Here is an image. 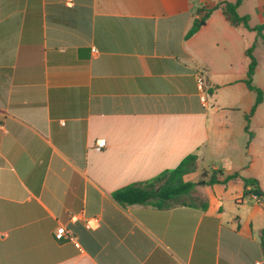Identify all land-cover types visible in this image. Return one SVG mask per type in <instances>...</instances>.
Wrapping results in <instances>:
<instances>
[{"label": "crops", "instance_id": "1", "mask_svg": "<svg viewBox=\"0 0 264 264\" xmlns=\"http://www.w3.org/2000/svg\"><path fill=\"white\" fill-rule=\"evenodd\" d=\"M220 1L0 0V264H264V45L219 7L186 37ZM189 154L183 202L112 197Z\"/></svg>", "mask_w": 264, "mask_h": 264}, {"label": "trees", "instance_id": "2", "mask_svg": "<svg viewBox=\"0 0 264 264\" xmlns=\"http://www.w3.org/2000/svg\"><path fill=\"white\" fill-rule=\"evenodd\" d=\"M242 0H221L213 6V8L206 10L205 14L200 19L194 20L192 26L186 33V37H190L194 34L200 26V22L205 20L213 9L220 8L226 21L233 27L242 26L246 29L256 32L257 37L264 45V32L263 25H257L255 27L249 26V16L239 15L237 12L238 6ZM201 12L202 9H199ZM254 45L249 46L246 51V57L248 58V65L246 70L245 83L248 89L256 93L255 103L250 111V114L254 111L255 107L262 101L263 92L260 88L252 85V76L256 67V59L253 55ZM196 170V155L189 154L185 156L179 164L171 169H166L157 176L141 181L132 183L125 186L115 192L112 197L114 200L122 205L126 204H151L153 206L162 208L171 206L173 204L181 203L188 199L191 193L195 190L196 182L185 181L184 175L194 172ZM220 171L213 170L206 181L207 184H213L219 181L218 174ZM237 173L227 175L223 178L222 182L230 179L238 178ZM244 184V194L254 193L256 195H264L259 189L258 182L253 178L239 177ZM251 186L252 189L248 190L247 187ZM262 238H264V228L261 230Z\"/></svg>", "mask_w": 264, "mask_h": 264}, {"label": "built area", "instance_id": "3", "mask_svg": "<svg viewBox=\"0 0 264 264\" xmlns=\"http://www.w3.org/2000/svg\"><path fill=\"white\" fill-rule=\"evenodd\" d=\"M196 85H197L198 90L200 92H203V90H204V78L201 74H198L196 77ZM104 147H105V141L103 139L96 140V142L94 144V148L96 150H101ZM253 196L256 197L255 195H253ZM54 236L58 240L65 239V240H69L72 242L76 241L73 234L69 230L62 228V227L57 229ZM255 264H263V262L258 260V261H256Z\"/></svg>", "mask_w": 264, "mask_h": 264}, {"label": "rangeland", "instance_id": "4", "mask_svg": "<svg viewBox=\"0 0 264 264\" xmlns=\"http://www.w3.org/2000/svg\"><path fill=\"white\" fill-rule=\"evenodd\" d=\"M203 176H204V174L203 173H201V175L199 176V178H203ZM199 180V179H198ZM202 182L204 183V181L202 180ZM201 182V183H202Z\"/></svg>", "mask_w": 264, "mask_h": 264}, {"label": "water", "instance_id": "5", "mask_svg": "<svg viewBox=\"0 0 264 264\" xmlns=\"http://www.w3.org/2000/svg\"><path fill=\"white\" fill-rule=\"evenodd\" d=\"M204 23V20H202L201 22H200V24H203ZM203 183V182H202Z\"/></svg>", "mask_w": 264, "mask_h": 264}]
</instances>
